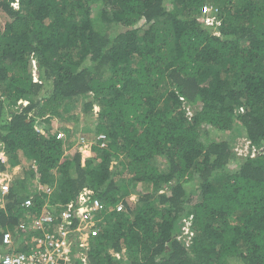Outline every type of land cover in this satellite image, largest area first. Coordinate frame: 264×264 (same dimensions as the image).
Returning a JSON list of instances; mask_svg holds the SVG:
<instances>
[{
    "label": "trees",
    "instance_id": "16d2710c",
    "mask_svg": "<svg viewBox=\"0 0 264 264\" xmlns=\"http://www.w3.org/2000/svg\"><path fill=\"white\" fill-rule=\"evenodd\" d=\"M171 1L0 0V173L31 160L0 232L27 197L34 213L95 199L105 210L88 264H264V0ZM80 100L104 146L66 157L50 118L75 122L64 114Z\"/></svg>",
    "mask_w": 264,
    "mask_h": 264
},
{
    "label": "built area",
    "instance_id": "2783aa9c",
    "mask_svg": "<svg viewBox=\"0 0 264 264\" xmlns=\"http://www.w3.org/2000/svg\"><path fill=\"white\" fill-rule=\"evenodd\" d=\"M203 22L207 26L218 25L214 18H205ZM33 66L36 67L35 62ZM187 114L191 116L190 111ZM61 137L62 134L58 133L57 138ZM98 140L100 147H103L104 136H98ZM78 148L84 152L91 149L84 143ZM34 187L48 198L53 192L49 185L41 186L36 183ZM9 190L8 183L0 182V201ZM3 206L0 202V207ZM20 206L24 211L23 218L12 229L0 232V264H63L74 260L88 264L91 240L100 231L98 225L102 217H98V213L105 210L99 200L94 199L82 206L77 214L67 209L51 207L48 201L41 206L39 212L34 213L29 210L34 206L31 196L23 199ZM122 210V203L115 205L116 212Z\"/></svg>",
    "mask_w": 264,
    "mask_h": 264
},
{
    "label": "rangeland",
    "instance_id": "374dc122",
    "mask_svg": "<svg viewBox=\"0 0 264 264\" xmlns=\"http://www.w3.org/2000/svg\"><path fill=\"white\" fill-rule=\"evenodd\" d=\"M172 1L171 0H167L166 5L167 7H171L172 5ZM211 19H213V17H209ZM213 32L215 33L216 31L213 29ZM33 76L35 78V81H37V69L36 67L33 66ZM44 92V90L40 93L39 98L42 97V93ZM97 111V108H94V112ZM5 114V113H4ZM65 117H67L68 115H77V120L75 122L71 121L69 123H65L63 121H61V119H59L58 117H52L50 118L51 124H53V131L56 132V134L60 133L62 134L61 140H63V142H65V145L68 147L65 151L64 154L66 157H70V152L75 151V149L78 150V146L84 143L86 144L87 148H91L90 146L92 144H94V138L92 134L90 132H85L84 128H86L88 126V128H90V131H93V128L91 127V122L93 120V118H95L96 115H93L92 118L86 116L83 111H82V100L76 102L75 104V108L71 110L70 114H64ZM5 116V115H4ZM41 119V118H40ZM37 121L36 125V129L37 131H42L43 128L47 127V124L42 122V121ZM75 123L77 124V128L75 127ZM63 127H66L69 130H73L74 131V135H69L67 133L64 132ZM210 135L212 138L215 137H219V139H226L229 138L231 135L228 133H219L215 130L210 131ZM95 140H98V136L95 138ZM231 146H233V150L234 152H236V156L239 155H243V157L247 154V149H248V145L249 142L243 138L242 136H235L233 139H231ZM100 145V144H99ZM243 152V153H242ZM92 157V156H91ZM91 157H87L91 158ZM0 158L3 159L4 162L7 161V159L3 156V153L0 151ZM20 158L22 160V163L19 166L16 167H12V168H8L7 171H5L4 173H0V182L4 181L6 183H8L6 180L9 181V184L12 185L13 181L19 180V176L22 175V172L24 171V169H28V167L26 165H30L31 160L29 158H26L25 156H22L20 154ZM236 162H232L230 165H228V168L230 170H235L236 168ZM117 168V163H111L110 165V169L115 170ZM22 178V176H21ZM6 179V180H5ZM37 183V182H36ZM38 184V183H37ZM41 185V184H38ZM41 186H45V185H41ZM189 188H191V186H188ZM127 188L130 190L131 187L127 186ZM138 190H145L144 186H139L136 187ZM32 190L35 189V187L33 186V188L31 187ZM134 198H136L137 196L135 194H132ZM3 204H5L6 201H4V199H2L0 201ZM186 230V228H185ZM186 232V231H185ZM187 233V232H186ZM185 235V234H184ZM186 237V236H184ZM120 258L121 255L120 254H115Z\"/></svg>",
    "mask_w": 264,
    "mask_h": 264
},
{
    "label": "clouds",
    "instance_id": "9594fccd",
    "mask_svg": "<svg viewBox=\"0 0 264 264\" xmlns=\"http://www.w3.org/2000/svg\"><path fill=\"white\" fill-rule=\"evenodd\" d=\"M37 120H36V122H35V124L37 123V121H39V118H36ZM36 129V128H35ZM36 131H37V129H36ZM37 132H39V131H37ZM56 138H57V134H56ZM57 139H61V138H57ZM6 180V179H5ZM7 182H8V184H9V181L8 180H6ZM4 183H6L5 181H4ZM36 184V183H35ZM10 185V184H9ZM35 186V185H34Z\"/></svg>",
    "mask_w": 264,
    "mask_h": 264
}]
</instances>
